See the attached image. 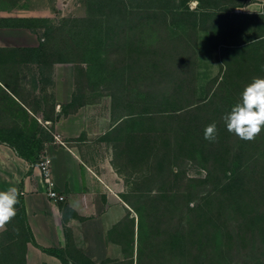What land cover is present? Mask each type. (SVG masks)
Here are the masks:
<instances>
[{"label":"trees","instance_id":"1","mask_svg":"<svg viewBox=\"0 0 264 264\" xmlns=\"http://www.w3.org/2000/svg\"><path fill=\"white\" fill-rule=\"evenodd\" d=\"M133 1L136 5L130 4L131 0H99V4H97L100 16L97 20L100 24L103 23V26L99 24V28L95 32L100 36L107 35L114 28L115 21L123 22L129 16L135 17L137 20L136 25L132 28L128 27L131 32H136L142 27L154 26L157 21H161L167 31L162 37L163 47L161 49L152 47L150 43L151 46L145 49L142 40H139L138 45L136 40H133L127 46L120 48L123 56L128 60L123 61L124 63L121 62L122 64L117 68L104 70L110 72L105 77L109 81L106 90L110 97V114L116 123L115 129L112 131L116 132L115 139H111L116 156L129 164L138 162V166L140 165L138 169L142 170L143 162L147 158L145 151L148 148H153L150 134L164 137L166 143L170 138L173 139L177 153L186 155L193 164L206 171L207 180H194L196 186L201 187L211 180L215 182L216 186L211 189L214 191V197L229 193L230 197L234 198L235 214L222 216L221 211L209 214L200 209V203L195 207H188L187 202H184L185 205H176L180 206V209L178 212L175 210L177 227L173 229L174 225L170 224L169 218L170 210L166 209L163 211L165 216L164 219H161L160 230L164 228L163 233L166 235L168 248L183 253L189 243L193 242L195 235L201 234L206 227L210 230L213 239L211 248L214 250H212L208 261L202 259L200 264H208V262L223 264L220 254L223 241L232 244L238 242L234 246L245 253L246 263L264 264V157L257 154L264 152V143L261 140L255 141L256 143L244 141L227 131L223 117L239 102L235 100L236 98L229 100L222 98V101H226L219 104L212 98L216 89L212 95L205 99L195 98L198 70L196 51L198 31L207 32L208 44L215 60L224 68L225 72L218 86L222 85L225 92L227 89L232 91L233 86L236 89L235 86L240 85L233 81L234 78L240 80L246 74L254 77L261 76L264 73V57L256 58L251 52L255 48V44L237 47L235 43L228 44V40L226 42L225 30L236 29L231 24H234L239 16L233 15L228 18L220 12L190 11L186 6L187 0H171L169 9L171 19L168 22L162 16L165 14L160 11L162 0H154L151 4L155 5L153 7L149 5V7H141L143 0ZM89 2L91 0H88ZM34 21L7 18L2 19L1 22L5 27L24 28L34 32L35 25H32ZM180 21L183 23V30L179 29L178 34L175 35L170 34L169 26L176 27L175 23L180 24ZM83 22L85 20L82 21L84 29L85 23ZM205 23L209 25L207 28L202 27ZM117 27L119 28L118 25ZM75 28L71 27L70 31L74 38V35L78 34ZM49 31L52 36L49 35L50 32L46 31L43 35L44 40L40 39L38 47L30 51L31 56L41 65L79 64L80 68H76V73L74 70L76 89L78 72L80 71L83 77L84 70L81 66L82 62L75 61L74 55L67 51L68 44L70 45L73 41L72 39L68 40L70 36L66 33L63 25L59 28L49 29ZM91 31L92 29L89 28L86 32ZM56 34H58V42L54 38ZM138 34L140 39V33ZM47 43L52 44L48 45ZM85 43L73 44L75 50L79 52L77 56L79 59L82 57V47H86ZM58 44H61L63 48H56ZM240 81L247 84L252 82L248 79ZM229 86L231 88H228ZM83 105V101L74 95L65 110L67 113L73 112ZM156 122H160L162 125L161 128H157L158 130L154 129ZM213 122L217 126V138L210 142L204 139L203 133L205 127ZM173 126L176 129L172 133ZM32 133L27 135L22 131H1L0 142L11 145L19 157L36 165L39 162L40 152L43 150V143L52 141V138L50 136H46L45 139L44 137L39 138L38 135L41 132L36 129ZM7 134H12V137L5 136ZM10 139L17 140L19 144L12 143ZM150 153L148 152L147 156H150ZM177 188L170 190L171 192L168 194L172 195V192H176L175 197L181 200V195L184 192H179ZM121 198L141 220L139 210L133 208L132 203L126 199L127 197L122 196ZM18 199L19 203L14 206L22 229V244L18 261L19 264H26V244L32 241V237L25 221L22 197L19 196ZM155 200V198H150L147 203H153ZM226 209L228 211L229 206L224 211ZM187 216H192L193 221L188 229H185L182 223ZM127 219L131 220L129 223L133 222L134 225V218L129 215ZM116 226L108 234L109 238L113 235ZM251 234H255L254 237L257 239L255 246L250 242ZM236 237L238 240L235 239ZM32 244L35 245L34 241ZM35 246L41 252L57 258L61 264H82L81 262L85 261L88 264L91 263L76 250L69 239L68 245L63 249ZM10 248L12 255L8 262L15 264L17 262L13 256V245ZM77 254H80L81 258L78 259L75 256ZM214 255L216 258L213 257ZM178 257L179 264H195L197 262L195 259L184 258L183 254H179Z\"/></svg>","mask_w":264,"mask_h":264},{"label":"rangeland","instance_id":"2","mask_svg":"<svg viewBox=\"0 0 264 264\" xmlns=\"http://www.w3.org/2000/svg\"><path fill=\"white\" fill-rule=\"evenodd\" d=\"M98 1L91 0L89 2L91 4H89L88 0H0V17L35 20L32 23V25H35V30L32 33L36 37L37 45L40 39L44 40L43 35L46 31L50 32L49 29L59 28L63 25L66 33L70 36L68 40L72 39L73 41L70 45L68 44L67 51L74 55L75 61L82 62L81 66L84 70L83 77L80 71L78 72L77 87L75 89L76 97L81 99L88 109H100L103 114L106 113V108L111 105L109 92L106 90L109 81L105 77L110 72L104 70L117 68L122 64L121 62L128 60L123 56L120 48L127 46L133 40H136L138 45L139 40H142L145 49L151 45L161 49L163 47L162 37L165 35L167 28L163 26L161 21H157L154 26L142 27L137 29L136 32H131L128 27L132 28L136 25L137 20L135 17L131 18L129 16L123 22L118 20L120 24L115 21L113 23L115 24L114 28L110 33L100 36L95 32L100 24L97 20L100 16ZM153 1L143 0L141 7H153L155 6L154 4L151 5ZM130 4L136 5L133 0ZM161 5L160 11L166 15L162 16L169 22L171 19L169 11L171 0H162ZM186 6L190 11L220 12L228 18L233 15L239 16L234 24H231L236 29L225 30L226 42L228 40V44L235 43L237 47L255 44V48L251 52L256 58L264 57V0H199V2L198 0H187ZM103 18L105 17L103 16ZM84 20L85 26L83 29L82 21ZM179 23H175L176 27L169 26L170 34L175 35L178 34L179 29L183 30V23L181 21ZM100 25L103 26V23ZM207 26L209 25L205 23L202 27L207 28ZM71 27H76L75 31L78 32L77 35H74L75 38L70 33ZM89 28L92 31L87 33L86 31ZM138 33H140V39ZM49 35L52 36V33L50 32ZM54 38L58 42V34ZM84 42H86V47H82L83 53L81 59H79L77 57L79 52L75 50L73 44L79 45ZM47 44L51 45L52 43ZM232 46L234 47V45ZM60 47L61 44H58L56 48ZM196 47L198 70L195 83L196 92L194 94L195 98L199 100L212 95V92L216 89L212 98L219 104L226 101H222V98H228V100L236 98L235 100L239 101L241 92L248 85L240 80L264 79V73L258 77L247 76L246 74L240 80L233 79V81L240 84L235 86L236 89L233 86L232 91L227 89V92H225L226 90L223 89L222 85L219 84L218 86L225 71L219 62L215 60L212 49L208 44L206 31H198ZM72 67L76 73V68H80V65H72ZM161 127L160 122L154 124V129ZM26 128L32 131L35 130V125L32 124ZM175 129L173 126L172 133ZM32 132H28L27 135L33 134ZM261 132L254 140L249 142L256 143L255 141L259 142L261 140L264 143V127H262ZM115 135L116 132H111L101 139L105 141L115 139ZM5 136L12 137V134ZM47 136L52 138L49 133H47ZM150 138L153 141V148L146 149L147 158L143 162L144 168L142 170L138 169L140 166H138V162L132 164L125 160L124 162L116 156V152L113 150V167L119 179L118 189L120 195L121 197H127L126 199L132 203L133 208L139 210L141 220H139L134 210L129 207L130 210L125 211V217L120 220L121 222L115 227L113 235L109 238L113 246L106 249L107 253L105 254L104 247L94 246L93 251L95 249L94 252L97 258L95 263L85 255L81 248L75 247L88 261H91L90 264H179V254H183L184 258L187 257L186 259H195L197 261L195 264H200L202 259L208 261L211 252H213L212 250H214L211 248L213 239L210 230L205 227L201 234H196L193 242L189 243L183 253L172 251L167 246L166 235L163 233L164 228L160 230L161 219H164L165 216L163 211L170 210L169 218L170 224L174 225L173 229L177 227L175 210L178 212L180 209V206L176 205H185L184 202H187L188 207H195L196 204L200 203V209L209 214H215L217 211H221L222 216L235 214L234 198H231L229 193L214 197V191L211 189L216 186L214 185L215 182L211 180L201 187L196 186L194 180H207L206 171L193 164L186 155L177 153L173 139L170 138L166 143L164 137H158L157 134L152 133ZM10 141L19 144L17 140L10 139ZM148 152H151L150 156H147ZM257 154L262 158L264 157V152H258ZM176 187H178L179 192H184V195H181V200L175 197L176 192H172V195L168 194V192H171L170 190H174ZM142 196L143 198H141ZM150 198L156 200L153 203H147ZM228 206L229 210L224 211ZM129 215L134 218V225L133 222L132 224L129 223L131 221L127 219ZM192 221L193 217L187 216L182 223L183 227L188 229ZM5 228L6 230H0V264H9L8 260L12 255L10 247L12 245L13 256L17 262L15 264H19L22 229L18 217L15 216L10 223L6 224ZM254 236L255 234H251L249 238L251 237L250 242L255 246L257 239ZM235 239L238 240L237 237ZM234 244L227 241L222 242L220 254L222 255L223 264H249L246 263L247 256L245 253L237 249ZM215 251L217 252V250ZM75 256L78 259L81 258L80 254ZM213 257L216 258L215 255ZM81 263L88 264L87 261ZM208 264L210 263L208 262Z\"/></svg>","mask_w":264,"mask_h":264},{"label":"crops","instance_id":"3","mask_svg":"<svg viewBox=\"0 0 264 264\" xmlns=\"http://www.w3.org/2000/svg\"><path fill=\"white\" fill-rule=\"evenodd\" d=\"M2 19L7 18L0 17V132L29 134L34 129L26 127L34 124L39 138L51 134L39 159L48 158L54 190L64 201L48 199L37 164L5 142H0V191L18 189L35 245L63 249L69 239L95 263L94 246L106 254L113 246L108 234L130 210L118 189L113 143L101 139L116 127L110 106L103 114L85 105L67 113L76 95L72 64L37 63L30 53L38 47L33 33L5 27ZM32 241L26 244V264H61Z\"/></svg>","mask_w":264,"mask_h":264},{"label":"clouds","instance_id":"4","mask_svg":"<svg viewBox=\"0 0 264 264\" xmlns=\"http://www.w3.org/2000/svg\"><path fill=\"white\" fill-rule=\"evenodd\" d=\"M223 120L229 133L235 134L244 141L254 140L264 127V79L254 78L245 86L236 103ZM204 139L210 142L217 138L215 122L207 125L203 133ZM20 193L12 187L0 191V230H6V224L16 216L15 205L19 203Z\"/></svg>","mask_w":264,"mask_h":264},{"label":"built area","instance_id":"5","mask_svg":"<svg viewBox=\"0 0 264 264\" xmlns=\"http://www.w3.org/2000/svg\"><path fill=\"white\" fill-rule=\"evenodd\" d=\"M36 167L39 169L44 184L47 186V197L55 203H62L64 201V196L58 194L54 190V183L51 179L49 160L46 157L39 159Z\"/></svg>","mask_w":264,"mask_h":264}]
</instances>
